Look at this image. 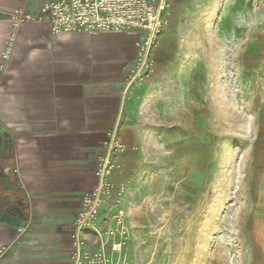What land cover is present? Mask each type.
Returning <instances> with one entry per match:
<instances>
[{
  "label": "rangeland",
  "instance_id": "rangeland-1",
  "mask_svg": "<svg viewBox=\"0 0 264 264\" xmlns=\"http://www.w3.org/2000/svg\"><path fill=\"white\" fill-rule=\"evenodd\" d=\"M153 76L122 197L130 264H264V0H172Z\"/></svg>",
  "mask_w": 264,
  "mask_h": 264
},
{
  "label": "crops",
  "instance_id": "crops-1",
  "mask_svg": "<svg viewBox=\"0 0 264 264\" xmlns=\"http://www.w3.org/2000/svg\"><path fill=\"white\" fill-rule=\"evenodd\" d=\"M49 1L0 0V52L10 30L8 15L19 8L37 15ZM116 36H56L47 25L20 28L0 72V217L15 209L26 225L21 233L0 222V264H71L72 222L82 195L96 182L104 135L114 127L126 151L112 181L127 188L144 88L153 78L124 98L134 37ZM86 240L97 249L92 234Z\"/></svg>",
  "mask_w": 264,
  "mask_h": 264
},
{
  "label": "built area",
  "instance_id": "built-area-1",
  "mask_svg": "<svg viewBox=\"0 0 264 264\" xmlns=\"http://www.w3.org/2000/svg\"><path fill=\"white\" fill-rule=\"evenodd\" d=\"M169 7L170 0H53L44 3L37 15L19 8L8 15L10 30L0 52V72L10 61L20 28L25 25H47L56 36L126 34L134 37L135 55L124 68L125 98L155 73V54ZM102 149L94 170L96 182L82 195L72 222L71 264H130L127 250L132 232L122 208L126 186L115 188L112 181L113 174L121 170L120 156L126 151L117 127L105 133ZM88 233L97 240L94 251L88 246ZM3 253L4 249L0 258Z\"/></svg>",
  "mask_w": 264,
  "mask_h": 264
},
{
  "label": "water",
  "instance_id": "water-1",
  "mask_svg": "<svg viewBox=\"0 0 264 264\" xmlns=\"http://www.w3.org/2000/svg\"><path fill=\"white\" fill-rule=\"evenodd\" d=\"M0 222L8 224L15 228H24L26 225L25 217L16 214V210L14 209L11 210L9 213H3L0 217Z\"/></svg>",
  "mask_w": 264,
  "mask_h": 264
}]
</instances>
